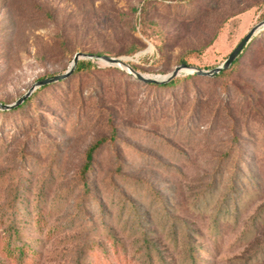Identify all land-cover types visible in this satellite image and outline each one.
I'll list each match as a JSON object with an SVG mask.
<instances>
[{
    "label": "rangeland",
    "instance_id": "1",
    "mask_svg": "<svg viewBox=\"0 0 264 264\" xmlns=\"http://www.w3.org/2000/svg\"><path fill=\"white\" fill-rule=\"evenodd\" d=\"M262 21L264 0H0V103L77 52L210 70ZM85 59L0 115V264H264V28L225 76L172 87Z\"/></svg>",
    "mask_w": 264,
    "mask_h": 264
},
{
    "label": "water",
    "instance_id": "2",
    "mask_svg": "<svg viewBox=\"0 0 264 264\" xmlns=\"http://www.w3.org/2000/svg\"><path fill=\"white\" fill-rule=\"evenodd\" d=\"M264 28V21L256 24L247 34L244 36V38L239 42V44L234 48V50L229 54L227 59L219 66L210 69V70H203L199 68H195L186 64H181L177 66L171 73L165 76H155V77H150V76H144L141 73L137 72L134 70L130 65L125 64L122 59L116 58V57H111V56H106V55H101V56H96V55H91L87 53H82V52H77L74 55L73 61L68 68V70L63 73L59 74L50 78H45L42 80H39L36 82L29 90L28 92L20 99H18L16 102L12 104H1L0 103V108L1 109H9L13 106L21 104L26 97H28L36 88L41 87L42 85L57 81L59 79H63L67 75H69L75 68L78 60L81 58H88V59H100L106 64L109 65H114V66H119V67H125L130 71L135 78H137L140 81L147 82V83H165L168 82L175 77L179 76L182 72H187L190 74H197L201 76H214L215 74H218L222 70L228 69L233 62L237 59L239 54L242 52L243 48L247 43L254 37V35L262 30Z\"/></svg>",
    "mask_w": 264,
    "mask_h": 264
},
{
    "label": "trees",
    "instance_id": "3",
    "mask_svg": "<svg viewBox=\"0 0 264 264\" xmlns=\"http://www.w3.org/2000/svg\"><path fill=\"white\" fill-rule=\"evenodd\" d=\"M252 39L247 43V45L252 41ZM247 45L244 46L242 52L239 54L237 59L233 62V64L228 69L222 70L218 74H215L214 76H201V75L194 74V75H191L190 77H198V78H203V79L204 78L216 79V78H221V77L225 76L238 63V60L240 59V56L243 54V51L246 49ZM135 50L136 49L131 50L130 53L134 52ZM181 64L189 65V63L185 59H182ZM94 67H95V65L93 64V62L91 60H87V59L78 60L76 66H75V68L71 74H76V73H79L83 70L92 69ZM62 81H63V79H59L57 81L42 85L41 87L38 88V90L45 89V88L51 86V84H53V83L62 82ZM141 83H143L144 85L149 86V87H172L178 83V78L175 77L174 79H172L168 82H165V83H147V82H141ZM38 90H35L34 92H32L29 95V97L25 101H23L21 104L13 106L9 109H0V115H10V113H14L15 111H19V110L26 108L29 105V103H31V101L33 100L35 95L38 93ZM9 119H11V116H9ZM103 141H105V140L101 139V140L97 141L96 143L92 144L91 146L88 147V149L85 152L84 163H83V166L79 170V174L81 175V177L83 179L82 184H81L82 188H83V197H86L89 194V183L87 182V180H85V177L92 170L94 155L99 150L100 146L103 144ZM233 177L234 176H232V178ZM19 209H22V206H19ZM12 236H14V235H12ZM7 245H8V248L10 249V251L12 252L11 242L9 241ZM23 253H24L23 248L22 247L19 248L20 262H22L21 255Z\"/></svg>",
    "mask_w": 264,
    "mask_h": 264
}]
</instances>
